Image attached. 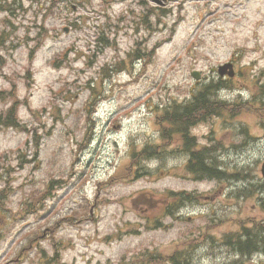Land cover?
Segmentation results:
<instances>
[{
	"label": "rangeland",
	"instance_id": "rangeland-1",
	"mask_svg": "<svg viewBox=\"0 0 264 264\" xmlns=\"http://www.w3.org/2000/svg\"><path fill=\"white\" fill-rule=\"evenodd\" d=\"M30 4L14 11L7 26L0 14V30L11 31L14 41L26 35L33 40L36 34L41 13ZM163 6V12L152 6L163 15L158 22L147 16L150 23L144 25L138 0H67L45 23L48 31L34 59L28 56L30 39V46L0 49L5 60L0 66V113L14 99L24 125L0 127V155L6 156L0 161L5 212L0 217V264H51L52 254L67 264H113L123 254L130 261V251L150 242L165 249L176 237V228H148L145 218L158 217V207L137 200L145 193L147 202H157L166 187L188 188L189 183L166 177L176 163L152 162L154 172L135 179L112 177L123 175L133 149L159 142L154 133L160 109L206 82H193L190 71L208 76L209 68L238 53L240 65L248 67L238 71L235 84L223 94L233 99L234 89H240L246 99L256 79L264 83V0H165ZM105 41L108 45L102 46ZM132 51L145 55L146 62H130L127 53ZM121 59L124 67L112 73L109 68ZM87 111L93 120L86 121ZM225 119L229 122L212 119L225 152L223 170L238 171L244 179L226 177L193 186L215 193L210 203L230 206L231 218L260 217L264 119L248 112ZM246 187L254 192L233 195ZM33 201L37 209L25 211ZM88 201L94 203L85 206L79 221L66 217ZM237 230L232 222L230 231Z\"/></svg>",
	"mask_w": 264,
	"mask_h": 264
},
{
	"label": "trees",
	"instance_id": "trees-1",
	"mask_svg": "<svg viewBox=\"0 0 264 264\" xmlns=\"http://www.w3.org/2000/svg\"><path fill=\"white\" fill-rule=\"evenodd\" d=\"M20 1V0H19ZM40 1V0H38ZM62 0H43L42 2H39L40 8L43 9V11L47 10V14L51 13L52 11H55L59 3ZM45 2V3H44ZM16 3V0H0V12H7L11 13L14 10V4ZM43 15H46L44 12ZM44 20V18L42 19ZM3 41V39H0V44ZM14 85V84H13ZM217 89V84H211V85H205L204 88L197 94L196 96L192 97L188 104L182 105V106H172L171 108L167 109L164 114H166L165 118L167 123L172 124L173 126L178 127H186L187 125H190L191 123H194L197 121L196 119L199 116H202L204 114L217 111L219 108L214 104L213 100L211 101V90ZM9 96V95H8ZM10 97V96H9ZM13 99V98H12ZM17 103L16 100L13 99V103L10 105V107L2 114H0V125L3 126H13V127H21L20 121L17 117ZM197 160L190 162L189 167L191 168V171H196L198 173L202 174H215L217 175V164L216 162L214 164H207L205 162V158L201 156H196ZM234 177H237L235 175ZM248 195L247 193H245ZM262 206H264V200L262 201ZM262 243H264V231L263 234L260 235ZM249 240H246V243H249ZM232 247H235L240 249L237 242L231 244ZM124 257L122 256V260L119 264H125Z\"/></svg>",
	"mask_w": 264,
	"mask_h": 264
},
{
	"label": "flooded vegetation",
	"instance_id": "flooded-vegetation-1",
	"mask_svg": "<svg viewBox=\"0 0 264 264\" xmlns=\"http://www.w3.org/2000/svg\"><path fill=\"white\" fill-rule=\"evenodd\" d=\"M181 214L182 208H178V216H181ZM201 227L203 228V232L199 231V227L195 231L180 230V237L185 239V241L179 242L180 247L186 249L185 252L191 257H198L200 255L211 257L215 254L213 243L214 228L209 224H204Z\"/></svg>",
	"mask_w": 264,
	"mask_h": 264
},
{
	"label": "water",
	"instance_id": "water-1",
	"mask_svg": "<svg viewBox=\"0 0 264 264\" xmlns=\"http://www.w3.org/2000/svg\"><path fill=\"white\" fill-rule=\"evenodd\" d=\"M262 173H263V175H264V164H263V168H262Z\"/></svg>",
	"mask_w": 264,
	"mask_h": 264
},
{
	"label": "bare ground",
	"instance_id": "bare-ground-1",
	"mask_svg": "<svg viewBox=\"0 0 264 264\" xmlns=\"http://www.w3.org/2000/svg\"><path fill=\"white\" fill-rule=\"evenodd\" d=\"M138 51V50H137Z\"/></svg>",
	"mask_w": 264,
	"mask_h": 264
}]
</instances>
